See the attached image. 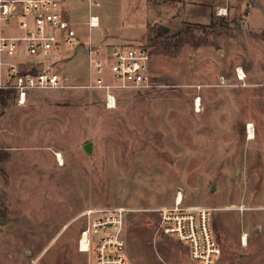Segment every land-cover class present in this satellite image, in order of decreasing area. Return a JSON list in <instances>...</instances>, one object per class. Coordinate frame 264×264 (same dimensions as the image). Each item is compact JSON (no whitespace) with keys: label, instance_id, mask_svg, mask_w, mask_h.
Masks as SVG:
<instances>
[{"label":"rangeland","instance_id":"rangeland-1","mask_svg":"<svg viewBox=\"0 0 264 264\" xmlns=\"http://www.w3.org/2000/svg\"><path fill=\"white\" fill-rule=\"evenodd\" d=\"M98 1L93 40L147 46L153 84L117 90L110 108L83 87L0 105V264H92L80 213L115 206L128 208L131 264H192L157 231L177 192L211 210L215 264H264V0ZM66 5L88 13L86 0ZM61 56L51 63L85 84L84 48Z\"/></svg>","mask_w":264,"mask_h":264},{"label":"built area","instance_id":"built-area-1","mask_svg":"<svg viewBox=\"0 0 264 264\" xmlns=\"http://www.w3.org/2000/svg\"><path fill=\"white\" fill-rule=\"evenodd\" d=\"M86 1L88 13L75 14L68 12L66 0H0V89L15 90L19 102L31 91L95 89L103 94L105 106L110 108L115 106L117 90L152 86L150 49L142 44L102 49L93 40L96 33L103 32L94 11L100 3ZM81 25L85 26V37ZM78 46L84 48L88 61V79L82 86L51 63L63 57L67 47ZM105 67L112 74L108 79L102 76ZM235 76L245 81L241 68L235 70ZM224 81L220 77V82ZM199 99L197 96L194 101L196 107ZM127 212L124 206L81 211L84 225L78 248L91 254L92 264H131L125 251ZM156 212L157 231L185 246L192 264L216 263L221 246L208 207L186 204L181 192H177L171 204L158 207Z\"/></svg>","mask_w":264,"mask_h":264},{"label":"trees","instance_id":"trees-1","mask_svg":"<svg viewBox=\"0 0 264 264\" xmlns=\"http://www.w3.org/2000/svg\"><path fill=\"white\" fill-rule=\"evenodd\" d=\"M12 97H17L16 91L13 89H0V105L5 106L7 100Z\"/></svg>","mask_w":264,"mask_h":264},{"label":"water","instance_id":"water-1","mask_svg":"<svg viewBox=\"0 0 264 264\" xmlns=\"http://www.w3.org/2000/svg\"><path fill=\"white\" fill-rule=\"evenodd\" d=\"M84 149L90 153L91 152V142H87L85 145H84ZM211 190H213V187H211Z\"/></svg>","mask_w":264,"mask_h":264},{"label":"bare ground","instance_id":"bare-ground-1","mask_svg":"<svg viewBox=\"0 0 264 264\" xmlns=\"http://www.w3.org/2000/svg\"><path fill=\"white\" fill-rule=\"evenodd\" d=\"M253 131L254 130H252L251 127L249 126V128H248V137L249 138H252L254 136Z\"/></svg>","mask_w":264,"mask_h":264}]
</instances>
